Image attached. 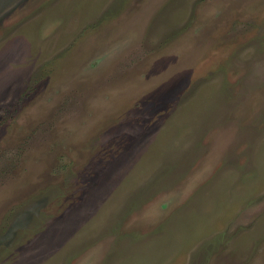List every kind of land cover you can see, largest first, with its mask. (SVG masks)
Listing matches in <instances>:
<instances>
[{
  "label": "rangeland",
  "instance_id": "374dc122",
  "mask_svg": "<svg viewBox=\"0 0 264 264\" xmlns=\"http://www.w3.org/2000/svg\"><path fill=\"white\" fill-rule=\"evenodd\" d=\"M0 264H264V0H0Z\"/></svg>",
  "mask_w": 264,
  "mask_h": 264
}]
</instances>
